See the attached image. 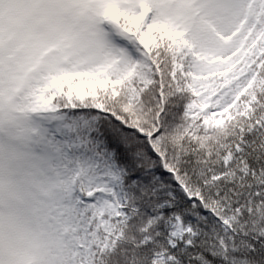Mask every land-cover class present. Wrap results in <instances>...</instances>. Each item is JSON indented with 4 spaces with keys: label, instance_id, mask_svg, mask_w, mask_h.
Wrapping results in <instances>:
<instances>
[{
    "label": "snow or ice",
    "instance_id": "1",
    "mask_svg": "<svg viewBox=\"0 0 264 264\" xmlns=\"http://www.w3.org/2000/svg\"><path fill=\"white\" fill-rule=\"evenodd\" d=\"M0 264H264V0H0Z\"/></svg>",
    "mask_w": 264,
    "mask_h": 264
}]
</instances>
